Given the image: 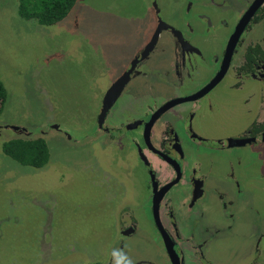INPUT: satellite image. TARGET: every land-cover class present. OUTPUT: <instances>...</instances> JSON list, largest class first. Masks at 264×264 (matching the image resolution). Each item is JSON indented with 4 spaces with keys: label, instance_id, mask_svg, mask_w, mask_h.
<instances>
[{
    "label": "flooded vegetation",
    "instance_id": "flooded-vegetation-1",
    "mask_svg": "<svg viewBox=\"0 0 264 264\" xmlns=\"http://www.w3.org/2000/svg\"><path fill=\"white\" fill-rule=\"evenodd\" d=\"M256 1L150 2L149 37L111 80L112 85L132 68L111 116L109 111L98 128V135L124 142L127 155L135 156L144 199L139 206L127 201L111 208L109 249L81 264H155L138 246L156 240L169 264H264V204L259 202L264 181V153L259 155L264 144V2L232 45ZM177 10L172 19L164 17ZM160 22L168 29L139 61ZM257 28L261 33L256 36ZM218 37L223 41L212 45ZM158 52L164 59L153 63ZM239 105L249 118L246 124L237 119L223 130L216 125ZM4 130L25 134L20 127ZM111 181L123 199L124 184ZM147 218L154 235L140 228ZM138 236L143 238L131 241Z\"/></svg>",
    "mask_w": 264,
    "mask_h": 264
},
{
    "label": "rangeland",
    "instance_id": "rangeland-1",
    "mask_svg": "<svg viewBox=\"0 0 264 264\" xmlns=\"http://www.w3.org/2000/svg\"><path fill=\"white\" fill-rule=\"evenodd\" d=\"M151 1L78 0L67 18L46 27L22 20L16 0H0V80L8 91L0 116V264L92 262L110 247L111 208L143 201L135 156L127 155L124 142L98 135L96 119L111 80L149 37ZM177 13L164 12V17ZM216 41L223 39L211 44ZM163 59L158 52L152 62ZM133 90L138 92L137 86ZM241 107L230 109L216 125L222 129L237 119L246 124L249 118ZM13 126L27 134L3 131ZM17 137L44 138L48 164L34 169L6 157L2 143ZM111 177L116 186L124 184L123 199L116 196L119 189ZM260 182L259 202L264 204ZM140 228L154 235L148 218ZM141 243L139 252L155 264L170 263L157 240Z\"/></svg>",
    "mask_w": 264,
    "mask_h": 264
},
{
    "label": "trees",
    "instance_id": "trees-1",
    "mask_svg": "<svg viewBox=\"0 0 264 264\" xmlns=\"http://www.w3.org/2000/svg\"><path fill=\"white\" fill-rule=\"evenodd\" d=\"M17 12L24 21H33L39 26H53L70 14L78 0H16ZM8 99V91L0 80V116ZM2 153L24 167L41 169L50 159L44 138H12L2 143Z\"/></svg>",
    "mask_w": 264,
    "mask_h": 264
},
{
    "label": "water",
    "instance_id": "water-1",
    "mask_svg": "<svg viewBox=\"0 0 264 264\" xmlns=\"http://www.w3.org/2000/svg\"><path fill=\"white\" fill-rule=\"evenodd\" d=\"M264 2V0H258L255 2L253 7L245 14L243 17V20L239 24L237 31L235 32L232 42L234 43L237 41L238 37L240 36L242 30L245 28L246 24L248 23L249 19L252 17L255 10ZM168 27L163 23L160 22L157 30L155 31L152 40L148 43V45L143 49V51L139 55V61L143 59V57L147 56L149 52L152 50L153 46L155 45V41L159 35V33L162 30H166ZM136 61H134L135 63ZM132 72V68L124 73L120 78H118L112 85L110 84L109 88L107 89L106 93L104 94L101 102V109L100 113L97 118V126L98 128H102L106 116L108 112L111 110L112 105L116 102L118 97L120 96L124 86L128 83L130 73ZM54 128H57V126H54ZM14 131H18L19 127H11ZM23 131V130H22ZM23 133L27 134L26 131H23Z\"/></svg>",
    "mask_w": 264,
    "mask_h": 264
}]
</instances>
